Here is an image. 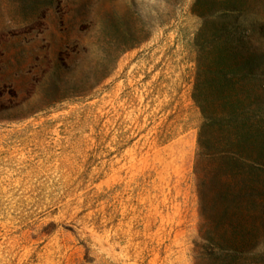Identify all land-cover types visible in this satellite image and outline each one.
I'll use <instances>...</instances> for the list:
<instances>
[{"label": "rangeland", "instance_id": "1", "mask_svg": "<svg viewBox=\"0 0 264 264\" xmlns=\"http://www.w3.org/2000/svg\"><path fill=\"white\" fill-rule=\"evenodd\" d=\"M43 1L0 0V264H196L197 37L264 57V0Z\"/></svg>", "mask_w": 264, "mask_h": 264}, {"label": "trees", "instance_id": "2", "mask_svg": "<svg viewBox=\"0 0 264 264\" xmlns=\"http://www.w3.org/2000/svg\"><path fill=\"white\" fill-rule=\"evenodd\" d=\"M205 20L193 93L204 119L195 166L202 220L196 264H264L250 256L258 219L243 215L245 204L257 211L264 201V57L233 47L225 22Z\"/></svg>", "mask_w": 264, "mask_h": 264}]
</instances>
